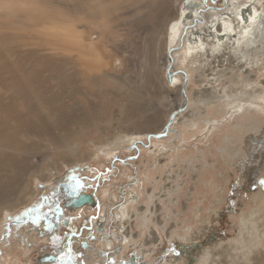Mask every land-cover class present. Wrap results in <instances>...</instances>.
<instances>
[{"label":"rangeland","instance_id":"rangeland-1","mask_svg":"<svg viewBox=\"0 0 264 264\" xmlns=\"http://www.w3.org/2000/svg\"><path fill=\"white\" fill-rule=\"evenodd\" d=\"M33 1L29 0V4ZM128 1L91 2L90 7L106 11V15L112 20L107 35L97 43L98 51L104 55L105 62L108 63L107 69H115V58L122 59L123 69L114 70L116 77L103 74L98 78L102 102L94 96L76 97V103L81 109L84 108L83 111L86 108L91 110L95 103L102 110L98 121L91 128L77 125L78 131L77 126L72 125L71 132L74 129L77 132V135H72L74 138L71 136L75 145L72 139L68 143L74 147L78 145L80 154L76 149L77 154L70 153V156L49 143L50 151L44 147L34 157L33 165L36 168L27 177L26 196L22 193V201L15 210L5 209L0 212V264H62L61 256L64 257L63 264H202L199 253L203 254L207 248L218 254H214L207 264L245 263L243 256H246L251 246L247 245L249 242L241 241L242 232L245 230L241 229V220L254 211L260 216L264 215V186L259 183L264 180L263 112L243 115L238 121L243 120L244 125L235 128L230 117L228 120L224 117L214 119V110L211 108L204 117L208 120L207 123L203 120L191 131L180 127L176 130V138L174 132L164 134L160 142L157 141V152L151 150V147H155L152 140L142 136V141L137 145L122 144L115 151H109L108 157L102 154L112 144L123 142L117 133L123 126L129 125V122L136 124L135 131L143 130L144 134H153L163 125L170 124V117L173 119L182 112L191 116L199 115L204 110L192 103L188 105V100H198L202 88L208 85L207 82L201 83L202 75L192 72V79L187 72L188 79H182L185 84L182 89L168 85L171 81L169 73L172 71H169V66H172L165 50V46L167 48L171 43L168 30L175 14L177 17L182 11L186 12V0H171L158 26L156 20L147 22L145 3L141 4L137 12L140 21L137 29L129 27ZM196 1L199 2L196 3L193 13L188 12L192 14V19L181 26L178 36L171 44L173 48H180L179 40L185 35L186 25L199 21L202 9V15L211 11L221 13L230 3V0ZM41 2L53 9L57 8L63 20L74 21L78 27L85 24L80 20L85 17L81 9L85 0ZM73 10H77V13ZM95 19L92 17V20ZM10 22L16 23L7 28L5 24ZM30 24L24 18L0 16V55H4L5 59H14L15 54L9 50L15 47L21 53L38 49L47 52L52 47L40 33L50 30V27L40 26L38 33L30 28ZM229 36L233 39L232 35ZM113 46L123 47L122 51L118 54L111 53ZM2 61L0 59V66ZM153 64L157 67L156 78L149 83V67ZM177 67L182 69L179 63ZM46 74L48 75L47 72ZM261 74H264V70ZM75 76L81 78L82 74L76 72ZM235 78H230L228 86L219 83V86L214 85L219 96H225L226 90L230 88H243V84L238 83ZM143 85L149 87V90L145 95H140ZM82 86L88 92L96 91V86L91 82L83 83ZM0 96L9 97V94L0 88ZM228 98L227 102L232 105L231 114H234L238 110V103L234 104V96ZM126 108L135 109L134 111L138 109V115H143L148 120L146 124L131 121L120 124L119 120L124 116ZM250 117L255 118L254 125L246 127ZM107 136H111L112 142H103V139L107 140ZM90 142L94 144L91 145ZM95 153L100 157H93ZM52 170L55 174H52ZM77 181L83 185L79 194L97 196L93 206L80 208L79 213L66 208L65 217L75 219H72L68 227H64L62 221V229L55 238L45 240L46 235L42 236L43 221L58 205L65 207L72 198L77 197L78 194H71ZM130 186L134 187L139 201L137 205L129 207L135 218L133 217L128 227L130 242L122 244L124 228L117 214L124 204L129 205ZM103 190L108 191L107 199L103 197ZM32 209L36 211L25 215ZM103 210L108 220L106 234L118 240L113 242L111 249L106 247L105 242L100 243L105 235L96 233L95 219ZM37 216L40 219L33 223ZM211 226L214 227L213 232L206 236ZM252 226L248 224L249 228ZM186 237L194 240L190 244L191 250L190 245L186 246V241L183 240ZM84 243H88L89 248H85ZM172 249L180 255L177 257ZM109 250L119 254L114 257ZM225 250H230L231 256L229 253L225 254ZM218 251L222 253H217ZM48 258L53 260L46 262ZM195 259L196 263H193Z\"/></svg>","mask_w":264,"mask_h":264},{"label":"bare ground","instance_id":"bare-ground-1","mask_svg":"<svg viewBox=\"0 0 264 264\" xmlns=\"http://www.w3.org/2000/svg\"><path fill=\"white\" fill-rule=\"evenodd\" d=\"M92 1L85 0L82 3L81 9L85 17L80 20L85 24L78 27L74 21L63 20L57 8L53 9L52 6L44 4L41 0H34L31 4H29V0H0V16L24 18L26 22L31 23L30 28L38 33L41 29L40 26H49L50 30L41 31L40 33L46 38V42L52 46L47 52L38 49L21 53L16 47L12 48L9 52L15 54L14 59L11 57L5 59L4 55H0V59H3L0 66V88L9 94V97L0 96V212L5 209L15 210V207H18L17 205L22 201V193L26 196L27 177L30 174L32 175L31 172L36 168V165H33V159L42 152L44 147L48 149L49 143L69 155L70 153L72 155L79 153L80 148H78V145L77 147L73 146L75 140L72 139L74 138L72 135H77V132H75V129L71 132L72 125H82L83 128L89 129L98 121L102 110L95 103L90 108L91 110L86 108L88 111H83L84 108L81 103L83 109L76 103V97L94 96L99 101L101 98L98 78L103 74L116 77L115 71L123 69V61L120 58L114 59L115 69H113L115 71L107 69L108 63L105 62V57L98 51L97 43L107 35L112 20L106 15V11H101L98 7H90ZM170 2L171 0H129L127 9L130 11V29L139 27L140 21L137 12L140 10L141 4L145 3L144 9L147 12V22L151 19L156 20L158 26L160 20L165 16V9ZM198 2L196 0H186L184 6L186 5L187 13L182 11L177 17L175 14L174 19L170 21L168 33L171 35L169 40L171 43L167 48L165 46V50L169 54L172 66H169V71L171 69L172 71L169 73L171 81H167L168 85L178 86L182 89L184 84L182 79H188L187 72H189L192 79L194 78L192 72L202 75L203 80L201 83H208L199 93L198 100H188L189 106L192 103L204 110L199 115L191 116L187 112H182L177 116L175 115L173 119L170 117L168 121L173 122L170 124L169 129H166L167 124L163 125L156 133H153L152 143L157 149L154 150L155 147H151V150L153 149L152 151L155 152L159 151L157 141L160 142L164 134L174 132V138H176L178 133H176V130L180 127L191 131L197 128L203 120L207 123L208 120L204 117L211 108L214 110V119L224 117L228 120V117H230V120L232 119V122L235 123V128L244 125L243 120L239 122L243 115H252L253 112L264 113V74H261L264 70V0H230L229 7L221 13L211 11L202 15V12H204L202 9L199 13L200 20L194 22L193 25H186L185 35L179 40L181 43L180 48H173L171 44L178 36L181 26L192 19L190 13H193V9ZM101 3L104 4L105 2ZM73 11L77 13V10ZM24 12L25 14H23ZM122 16L124 15L122 14ZM92 17L96 19L92 20ZM15 23H6L5 26L7 28L13 27ZM229 35H232L233 39ZM41 46L39 45V47ZM122 48L113 46L111 53L118 54L122 51ZM177 63L181 64L182 69H178ZM156 71L155 64L149 67V83L155 80ZM74 72L82 74V77H76ZM232 76L236 77L238 83L243 84V88H230L226 90L225 96H219L218 89L214 85L219 83L228 86ZM87 82H91L96 86L94 93L86 91L82 86L83 83L86 84ZM252 84H255V86H252ZM211 85L214 87H211ZM140 89L142 90L140 95H145L149 87L143 85ZM157 91H159V88ZM131 95L134 96L133 93ZM228 96H234V104L238 103L236 105L238 110L234 114H231L232 105L227 102ZM100 102L102 101L100 100ZM18 104L21 106H18ZM134 110L126 108L124 116L119 120L120 124L123 121L146 124L148 120L143 115H138L136 112L138 109ZM254 119L248 118L250 122L246 127L248 125L253 126ZM136 127V124L130 122L129 125L123 126V129L117 133L123 142L111 143L109 150L102 149L103 156H107L109 151H115L118 149L117 146L122 144L136 143L137 145L142 141L140 139L142 136L148 138V135L152 134H144L143 130L135 131ZM71 139L73 145L68 143ZM117 141L119 142V139ZM103 142H112L111 136H107V140L103 139ZM66 143L72 146L67 147ZM92 143L94 144V142H90L91 145ZM63 144L66 146H62ZM48 150L50 151V149ZM67 154L64 156L67 157ZM97 156L100 157L99 154L95 153L93 157L97 158ZM52 174H55V171ZM129 192V205L124 204L121 209L119 208L117 214V218L122 222L124 228L122 234L124 235V242L122 244L130 242L128 227L135 216L131 214L132 211L130 212L129 207L137 205L139 201L133 186L129 187ZM81 195H76V200L73 199L70 202L73 207L93 205V203H83L82 200H79L78 197ZM87 195L90 194H84V198ZM103 195L106 198L108 191L105 190ZM63 217L66 218L65 215ZM0 218H2L1 213ZM58 221L61 222L60 219ZM107 221L105 210L101 214L99 213L95 220L99 232L101 234L105 233V236L101 238V242H105L106 247L111 249L114 245L113 242H118V240L107 237ZM248 224L253 226L249 228ZM241 225L242 230L245 228L242 232L241 241L244 243L249 242L247 245L251 246L246 256L245 254L243 256L245 258L244 264H264V215H258L257 211H254L251 215L247 214L241 220ZM213 229L214 227H209L208 233L205 234L204 232L200 236L204 234L209 236ZM46 232L53 234L55 229L48 228ZM183 240L186 241V246L194 241L193 239L189 240L187 237ZM256 241L258 244H256ZM191 248L190 245L189 250ZM238 249L236 248V250ZM229 251L225 250V254ZM185 252L186 250L183 251V253ZM217 253H222V251ZM199 254L202 264H207L214 254L218 255L210 251L209 248L204 249L203 254ZM229 254L231 256V253ZM194 262L196 263V259Z\"/></svg>","mask_w":264,"mask_h":264},{"label":"flooded vegetation","instance_id":"flooded-vegetation-1","mask_svg":"<svg viewBox=\"0 0 264 264\" xmlns=\"http://www.w3.org/2000/svg\"><path fill=\"white\" fill-rule=\"evenodd\" d=\"M227 5H228V3H227ZM77 198V197H76ZM79 198V197H78ZM73 199H75V197L74 198H72L71 200H70V202L73 200ZM76 200V199H75ZM68 203V204H65V207H63L62 205H58L56 208H55V210H53V213L51 214V215H49V216H46V218H45V220L43 221V232H42V236H45L46 235V238H45V240L46 239H53V238H55L54 236L58 233V231H60L61 229H62V221H63V223H64V227H68L69 225H70V223H71V221H73L75 218L74 217H71V218H69V219H67V218H64L63 217V215H65L66 216V214H65V209L66 208H68V209H72L75 213H79V210H80V208H83V207H85L86 205H82L81 207H77L76 205V207H73V205H71V203ZM71 205V206H70ZM93 206V205H92ZM99 215V214H98ZM97 218V217H96ZM58 219H60V223H59V221H58ZM73 219V220H72ZM96 220V219H95ZM95 224H96V222H95ZM56 226H57V228H56ZM97 226V225H96ZM48 228H50L51 230H54L55 229V233H53V234H48L47 232H46V230L48 229ZM61 228V229H60ZM60 229V230H59ZM96 233L98 232L99 234H101L100 232H99V228L98 227H96ZM24 230V229H23ZM26 230V229H25ZM97 233V234H98ZM31 234V233H30ZM29 234V235H30ZM104 235H105V233H104ZM107 236L108 237H110L109 236V234H107ZM111 238V237H110ZM94 239V238H93ZM115 239L117 240V238L115 237ZM100 243H102L101 242V239H100ZM88 245V243H84L83 244V246L85 247V248H89V246H87ZM114 246V245H113ZM113 246H112V248H113ZM107 251V250H106ZM110 252H112L111 250H109ZM113 253V255H118L119 254V252H112ZM101 256H102V253L100 254ZM100 256V257H101ZM49 260H53V259H50V258H48V259H46L45 261L46 262H48Z\"/></svg>","mask_w":264,"mask_h":264},{"label":"snow or ice","instance_id":"snow-or-ice-1","mask_svg":"<svg viewBox=\"0 0 264 264\" xmlns=\"http://www.w3.org/2000/svg\"><path fill=\"white\" fill-rule=\"evenodd\" d=\"M259 183H260L262 186H264V180H261ZM82 187H83V185H82L79 181H77L75 187L72 189V193H71V194H79V190H80ZM32 211H36V210H35V209L29 210V212H26L25 215H28V214H29L30 212H32ZM39 219H40V217L37 216L36 219L33 220V223H35V222H36L37 220H39ZM172 251H173V253H174L177 257L180 255V253H179V252H176L174 249H172ZM63 260H64V257L61 256L62 264H63Z\"/></svg>","mask_w":264,"mask_h":264},{"label":"water","instance_id":"water-1","mask_svg":"<svg viewBox=\"0 0 264 264\" xmlns=\"http://www.w3.org/2000/svg\"><path fill=\"white\" fill-rule=\"evenodd\" d=\"M183 93H184V95H186L185 92H184V89H183ZM172 122H173V121H172ZM172 122H171V123H172ZM171 123H170V124H171ZM170 124H168V125L166 126V129H169V128H170ZM153 137H154L153 134L148 135V139H149V141H151ZM79 200H82L83 203H94V198H93L92 196H90V195H89V196L87 195L86 198H84V195H81V196L79 197Z\"/></svg>","mask_w":264,"mask_h":264}]
</instances>
